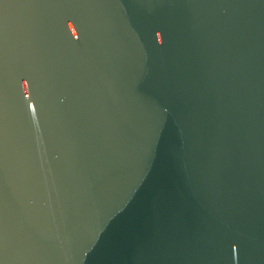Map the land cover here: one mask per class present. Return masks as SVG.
<instances>
[{
	"label": "water",
	"instance_id": "obj_1",
	"mask_svg": "<svg viewBox=\"0 0 264 264\" xmlns=\"http://www.w3.org/2000/svg\"><path fill=\"white\" fill-rule=\"evenodd\" d=\"M0 264H264V0H0Z\"/></svg>",
	"mask_w": 264,
	"mask_h": 264
}]
</instances>
